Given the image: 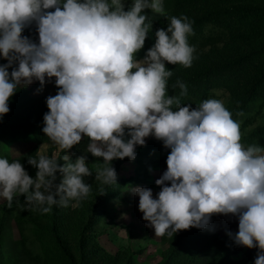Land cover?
<instances>
[{
  "label": "clouds",
  "instance_id": "9594fccd",
  "mask_svg": "<svg viewBox=\"0 0 264 264\" xmlns=\"http://www.w3.org/2000/svg\"><path fill=\"white\" fill-rule=\"evenodd\" d=\"M145 10L166 15L164 0H0V58L6 61L0 64V117L18 88L37 81L39 93L54 78L57 92L46 97L41 131L64 152L62 165L55 154L28 159L34 178L18 160L0 158V199L11 208L14 196L23 195L24 204H17L42 214L54 205L78 206L90 192L84 178L92 172L86 155L72 160L68 150L82 136L89 140L85 153L105 164L95 174L105 185L116 183L111 161L134 160L136 147L151 136L170 151L155 197L150 188H128L145 226L155 236H171L230 214L238 228L228 237L256 248L253 264H264V147L240 143V123L222 101L181 105L187 88L179 79L172 85L179 95L167 94L173 73L166 63L187 68L193 62L192 21L168 17L137 59L151 27ZM33 24L38 42L22 35Z\"/></svg>",
  "mask_w": 264,
  "mask_h": 264
},
{
  "label": "rangeland",
  "instance_id": "374dc122",
  "mask_svg": "<svg viewBox=\"0 0 264 264\" xmlns=\"http://www.w3.org/2000/svg\"><path fill=\"white\" fill-rule=\"evenodd\" d=\"M164 8L165 16L145 10L151 27L136 58L141 59L152 46L157 29H166L168 17L187 16L192 21L188 42L195 46L194 59L187 68L166 63L173 73L167 81V94L179 95L180 89L172 87L179 79L187 88V94L180 97L181 105L195 108L209 98L222 101L240 123V143L264 147V0H164ZM22 35L38 42L34 24ZM4 63L0 58V64ZM39 87L34 81L18 88L8 101V113L0 117V158L18 160L33 178L36 169L27 163L30 158L55 154L58 164L64 163L60 160L64 152H58L41 131L48 111L46 97L56 94L54 78L46 80L37 93ZM88 142L82 136L68 150L72 160L86 155L92 172L84 178L90 192L78 206H72L74 202L68 207L54 205L42 214L19 206L17 200L21 205L25 202L23 195L14 196L11 208L0 199L4 216L0 264H239L243 260L253 264L257 249L237 246L226 234L238 228L237 217L230 214L213 215L203 230L189 228L185 241V230L155 236L145 226L138 197L128 188H150L154 197L160 191L155 180L166 170L170 151L162 142L146 138L144 146L136 147L135 159L127 158L118 169L119 159L111 161L116 183L110 185L95 179L105 164L102 158L85 153Z\"/></svg>",
  "mask_w": 264,
  "mask_h": 264
},
{
  "label": "trees",
  "instance_id": "16d2710c",
  "mask_svg": "<svg viewBox=\"0 0 264 264\" xmlns=\"http://www.w3.org/2000/svg\"><path fill=\"white\" fill-rule=\"evenodd\" d=\"M54 89H55V91L57 92V88L55 87V84H54ZM127 162V158H124V159H119L117 162H116V167H115V169H118L122 164H124V163H126ZM3 226H4V216L2 217V213H1V211H0V230L3 228ZM187 232H188V229H186L183 233H182V235H183V237H182V241H185V237H186V235H187ZM177 249V247L176 248H174L173 249V251H175ZM250 257H252V254H248ZM229 257V256H228ZM239 264H247V262H246V260H243V261H241Z\"/></svg>",
  "mask_w": 264,
  "mask_h": 264
}]
</instances>
